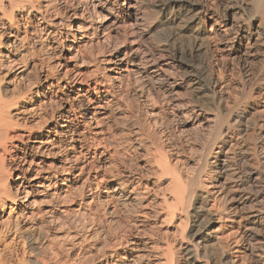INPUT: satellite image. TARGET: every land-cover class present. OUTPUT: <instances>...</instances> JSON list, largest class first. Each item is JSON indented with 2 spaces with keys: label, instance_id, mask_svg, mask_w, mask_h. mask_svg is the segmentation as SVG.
Here are the masks:
<instances>
[{
  "label": "bare ground",
  "instance_id": "6f19581e",
  "mask_svg": "<svg viewBox=\"0 0 264 264\" xmlns=\"http://www.w3.org/2000/svg\"><path fill=\"white\" fill-rule=\"evenodd\" d=\"M0 264H264V0H0Z\"/></svg>",
  "mask_w": 264,
  "mask_h": 264
},
{
  "label": "rangeland",
  "instance_id": "374dc122",
  "mask_svg": "<svg viewBox=\"0 0 264 264\" xmlns=\"http://www.w3.org/2000/svg\"><path fill=\"white\" fill-rule=\"evenodd\" d=\"M33 259L32 258H30V261H32ZM32 262H34V261H32Z\"/></svg>",
  "mask_w": 264,
  "mask_h": 264
}]
</instances>
